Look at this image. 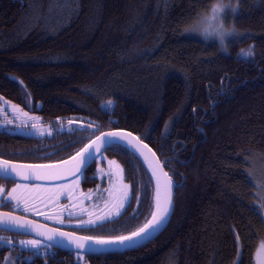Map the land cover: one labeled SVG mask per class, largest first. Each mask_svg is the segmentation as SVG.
I'll return each instance as SVG.
<instances>
[{
  "label": "trees",
  "instance_id": "16d2710c",
  "mask_svg": "<svg viewBox=\"0 0 264 264\" xmlns=\"http://www.w3.org/2000/svg\"><path fill=\"white\" fill-rule=\"evenodd\" d=\"M209 2L0 0V157L69 156L68 145L60 148L65 124L81 119L94 122L95 135L112 128L135 133L168 161L165 169L180 184L168 224L138 248L78 257L54 247V256H32L11 237L16 246L4 247L0 261L9 249L14 264H256L264 219L251 171L258 159L264 162V4L241 0L239 14L228 17L238 34L225 56L214 42L204 46L185 31ZM249 45L253 58L236 55ZM25 113L29 124L43 126L44 135L36 134L43 150L30 145L36 132L26 136L19 128L14 114L23 119ZM108 152L138 195L150 178L144 166L119 146ZM87 181L84 186L96 187ZM152 199L153 184L138 220L129 221L138 207L132 199L115 224L81 233L134 231L149 218Z\"/></svg>",
  "mask_w": 264,
  "mask_h": 264
},
{
  "label": "snow or ice",
  "instance_id": "6c2138e0",
  "mask_svg": "<svg viewBox=\"0 0 264 264\" xmlns=\"http://www.w3.org/2000/svg\"><path fill=\"white\" fill-rule=\"evenodd\" d=\"M108 106L109 108L112 107L111 102H109ZM24 115L27 116L28 114L25 113ZM93 123L89 121L87 126L81 125L78 128L70 127L68 129L69 132H89L90 137H95L94 139H90L89 143L84 144L69 160H61L59 163L22 165H10L9 161L0 160V179L15 180L19 177L22 181L32 182L40 181L45 177H52L57 181H62V183H55L48 188L37 183H17L16 187L7 194V197L0 194V208L8 207L11 209L8 212H0V230L24 234L34 233L37 237L43 238V241L34 238L18 242L20 247L31 249L32 256H54L52 249L55 246L65 248L74 245L78 257L81 254L108 251L113 247L127 249L142 246L144 242L150 241L153 235L161 229L171 214L172 194L174 189L179 185L163 170L161 162L156 160L154 165L153 161L148 158L143 149H147L153 158L156 156V153L152 152V149L148 148L147 144H143L141 138L133 136L131 132L108 131L101 132L100 135H95V131L99 129L91 130ZM110 123L113 122L110 121ZM32 128L39 135H44L42 129L36 128V123L32 124ZM61 131L64 130L61 129ZM165 132L167 133V128ZM48 135H52V132H48ZM114 146H119L126 154L132 153L135 155L139 153L140 157H144V162L151 171V177L148 183L141 184L139 194L133 195V189L128 184L122 182V173L113 168L115 162L109 161L107 173H104L103 169L99 170L102 175L106 174L108 176L110 188L105 191L108 192L109 199H105L103 191L98 186L95 193L97 203H94L92 207L94 209L98 208V202L104 200L105 208L101 209L97 215L84 206L86 200L93 199V193H81L79 199H77L74 195L73 185H78V182L84 178V172L92 162L99 161L103 163L105 159L103 153L113 149ZM47 158L45 157V159ZM167 163L168 161L163 162L164 165H167ZM69 177H71V180ZM151 181L155 182V187L153 188L150 218H146L142 226L127 235H118L108 239L91 236L80 237L75 236L72 231H61L59 228H49L47 224L28 219L26 216L11 214L14 211H22L25 214L31 213L33 216L43 217L45 221H52L59 225L65 223V220L62 218L64 213L67 214L68 218L82 217L86 214L89 219H79L75 224V228L94 230L95 228H103L108 223L115 224L131 206L132 199H135L138 207L133 210V215L129 217V221L138 220L141 215L139 205L143 199L147 198V193L152 188ZM37 190L51 191L52 197H49V199L54 198L57 202H59L61 197H65L69 201L70 208L69 205L61 206L60 214L58 215H50L46 211H39L34 203L35 197L31 195L33 191ZM261 200L264 201V195H261ZM77 207L79 211H76ZM261 209L264 210V203L261 204ZM262 223H264V220H262ZM236 241L239 246V236L236 237ZM5 245L15 247L12 241H8L5 237L0 236V247ZM240 255L241 252L238 247V259ZM32 256L26 259L31 260ZM257 264H264V243L260 245L257 251Z\"/></svg>",
  "mask_w": 264,
  "mask_h": 264
},
{
  "label": "rangeland",
  "instance_id": "374dc122",
  "mask_svg": "<svg viewBox=\"0 0 264 264\" xmlns=\"http://www.w3.org/2000/svg\"><path fill=\"white\" fill-rule=\"evenodd\" d=\"M228 17H230L229 18L230 20L232 18H234L230 14H227V19H228ZM14 115L16 117H18L16 121L18 122L19 128H21V129L26 127L25 126L26 124L32 123L31 116H25L23 119H21V117H20L21 115H18V114H14ZM37 122H39V119H37ZM23 124H24V126H23ZM26 129H27V127H26ZM24 130L25 129H23V131ZM30 132H36V131L32 128V130L28 131V133H30ZM105 161L106 162H104V164L99 163L97 165V176L100 177V180H99V182L96 183V187L95 188L83 189L82 188L83 182H81V180L78 182V185H73V187H74V195L77 197V199H79L81 193H84V194H88L89 192L93 193V199L92 200H86L85 203H84V206L87 207L89 209V211H93L97 215L99 214L101 209L105 208V203H104V200H100L98 202L99 203V207L98 208L94 209L92 207V205L94 203H97L96 198H95L96 190H97V188L99 186V188L103 191V195H104L105 199H109L108 192L105 191V190L110 188L108 176L106 174L102 175V173L99 171L100 169H103V172L107 173L108 172V168H109V163L108 162L109 161H114L115 164L113 165V168L115 170L120 171L122 173V182L124 184H128L129 185V183L124 180L123 167H122V164L120 163V161L118 159H116V158L106 159ZM251 174H252L251 175V179H252L253 183L256 186V193H257V196H258V199H259V204H260L259 211H260V213H261V215L263 216V219H264V210L261 209V204L264 203V201L261 200V195H264V162L263 161H259V159H258L257 163L254 165V167H252ZM101 180H104V183H101ZM17 183H25V182H14V183H11L10 185L1 184L0 185V194H3L5 197H7V194L9 192H11L16 187ZM37 184H40V183H37ZM41 185H43L45 188H48V187H50L53 184H41ZM31 195L35 197L34 203L36 204L37 209L39 211H46L50 215H52V214H57V215L60 214L61 206L69 205V201L65 197H61L59 202L55 201L54 198L53 199H49V197H52V192L51 191L37 190V191H33ZM69 208H70V205H69ZM76 211H79L78 207H77ZM27 214L32 215L31 213H27ZM36 217L41 218L42 220H44L43 217H40V216H36ZM62 218L65 220V223L63 225H59V224H56V225H59L61 227L70 228V229H72L74 231H79V232H84L83 229L87 230L86 228H83V229L75 228V224L78 222L79 219H84V220L89 219V217L86 214L84 216H82V217L68 218L67 214L64 213ZM93 218H94V216H93ZM48 222L54 224V222H52V221H48ZM30 239H34V238L28 236V237L22 238L21 240H30ZM259 247L257 248V251H258ZM11 259H12L11 255L5 256V258L3 260V264H14ZM256 261H257V252H256ZM256 264H257V262H256Z\"/></svg>",
  "mask_w": 264,
  "mask_h": 264
},
{
  "label": "clouds",
  "instance_id": "9594fccd",
  "mask_svg": "<svg viewBox=\"0 0 264 264\" xmlns=\"http://www.w3.org/2000/svg\"><path fill=\"white\" fill-rule=\"evenodd\" d=\"M257 5L264 0H255ZM241 10V0H210L209 6L188 22L185 31L196 36L202 45L215 43L216 48L225 56L232 55L230 41L238 34L234 22H228L227 14L235 17ZM237 56L244 59L254 57V48L249 45L238 49Z\"/></svg>",
  "mask_w": 264,
  "mask_h": 264
},
{
  "label": "flooded vegetation",
  "instance_id": "af4514ba",
  "mask_svg": "<svg viewBox=\"0 0 264 264\" xmlns=\"http://www.w3.org/2000/svg\"><path fill=\"white\" fill-rule=\"evenodd\" d=\"M68 122H69V123H68ZM70 122H71V123H70ZM81 125H85V126H87V123H86V122H83V120H81V119H73V120H69V121H67V123L65 124V126H66V132H67L68 135H66L67 137L64 138V140H63V144H64V145H61L60 148H61V150H63V149L65 148V146L68 145V152H70L69 156H70L72 153H74V151L78 150V149L80 148V146L82 145V143H84V142L90 137V136H89V132H80V131L69 132V131H68V129H69L70 127H71V128H78V127H80ZM25 126H26V127L29 126L28 128H30V129H29V130L27 129L28 131L32 130V128H31L32 124H26ZM36 128H37V129H42V130H44V129H43V126L40 125V124H37V125H36ZM23 129H24V128H23ZM23 129H22V131H23ZM57 129H59V128H57ZM63 129H65V128H63ZM24 132L27 133V134H25V133H23V132H22V134H23V135H26V136L32 134V133H28L26 130H24ZM36 134H38V133H34L33 135H31L32 138H34V139H33V142H32L30 145L32 146V144H33V146H36V144H38V145H40V146H39V148H40L39 150H43V149H44V148H43L44 146L42 145V140L39 139V137L36 136ZM36 137H37V141H36ZM67 140H68V142H67ZM54 142H55V141H53V143H54ZM54 152H55V151H54ZM108 153H109L108 151H105V152L103 153L105 159H104V161H103L102 164H104V162H106V161H105L106 159L116 158L115 156H110ZM111 153H112V152H111ZM43 154H48V155H49V154H53V153H52V151H42L41 155H43ZM61 155H62V153H61ZM66 157H67V156H66ZM64 158H65V157H64ZM61 159H63V158H61ZM61 159H58V160H61ZM116 159H117V158H116ZM53 161H57V160H53ZM43 162H46V161H43ZM99 163H100L99 161L92 162L90 165L93 164L94 167H93V169L91 170V172L88 173V174H86V173H87L86 170H87V168H88L89 166L86 168V170H85V172H84V178L81 180V182H83L84 184H85V183L88 184V181H87V180H90V179H93V180L99 182L100 177L97 176V165H98ZM2 180H3V181H0V185H1V184H4V185H10L11 183H14V181L12 182L11 180H5V179H2ZM101 183H104V180H101ZM84 184H83V186H82L83 189H88V188H90V187L84 186ZM4 208H8V207H3V208H0V209H1V210L11 211L10 208H8V209H4ZM14 212H17V213L23 214V215H25V216H28V217H31V218L37 219V220H39V221H42V222L48 223V224H50V225H53V226H56V227H59V228H62V229H66V230L74 231V230H72V229H70V228L61 227V226H59V225H56L55 223H54V224L49 223L48 221L42 220L41 218H38V217H36V216H32V215H29V214H25V213H23L22 211H14ZM2 231H3V230H0V236L5 237V239L8 240V241H12V240H11V237H13V238L16 239V240H20V239H22V238H20V237H18V236L9 235V234H8L9 232H7V231H4V232H6V233H4V232H2ZM75 232L81 233V232H79V231H75ZM12 242H13V241H12ZM13 243L16 244L15 242H13ZM15 246H16V245H15ZM4 247H7V248H13V247H9L8 245H5V246H3V247H0V252L3 251V248H4ZM7 251L10 252L9 249H8ZM7 251H6V252H7ZM8 252L5 253V256L9 255ZM5 256H4V258H5ZM4 258L2 259V261H0V264H3V260H4Z\"/></svg>",
  "mask_w": 264,
  "mask_h": 264
},
{
  "label": "water",
  "instance_id": "95a60500",
  "mask_svg": "<svg viewBox=\"0 0 264 264\" xmlns=\"http://www.w3.org/2000/svg\"><path fill=\"white\" fill-rule=\"evenodd\" d=\"M108 131H121V132H125V133H127V132H131V131H129V130L122 129V128L106 129V130H103V131H101V132H108ZM101 132H99V133L96 134V135H100ZM131 133H132L133 136H135V137H139V136L136 135L135 133H133V132H131ZM94 138H95V137L93 136L91 139H94ZM139 138H140V137H139ZM89 140H90V139H89ZM89 140H88L86 143H89ZM141 140H142V139H141ZM86 143H85V144H86ZM142 143H143V144H147V145H148V148L152 149V152L156 153L155 150H154V149H153L148 143H146L144 140H142ZM82 147H83V146H81L80 148H82ZM80 148H79V149H80ZM79 149H78V150H79ZM78 150H76V151H75L74 153H72L70 156H67V157H65V158H63V159H61V160H69L70 157L73 156V155H75V153H76ZM133 151H135V150H133ZM143 151H144L145 154L148 156V158L151 159V160L153 161V164H154V165H155V161H156V160H159V161L161 162V166L163 167V170H164L165 172H167V170H166L165 167H164L163 161L160 160V158L158 157L157 154H156V156L153 158L152 155H151V153H149V152L147 151V149H143ZM135 155L137 156V158L139 159V161L141 162V164L144 166V168L146 169L147 173H148L149 176L151 177V171L148 169V165L144 162V157H140V156H139V153H136ZM0 160H7V161H9L10 165H12V164H15V165H22V164H39V163H59V162L61 161V160H57V161H47V162H25V161L22 162V161H17V160H9V159L2 158V157H0ZM167 173H168V172H167ZM168 174H169V173H168ZM169 177L172 179V177H171L170 175H169ZM69 179L71 180V177H69ZM5 180H11V181H14V182H25V183H40V184H55V183H62V181H57V180H55V179L52 178V177H45L44 179H42V180H40V181H32V182L22 181L19 177H17L15 180H12V179H5ZM172 180H173V179H172ZM173 181H174V180H173ZM152 184H153V188H154V187H155V182L152 181ZM177 185L180 186V184H177ZM174 195H175V189H174L173 194H172V211H173V207H174ZM172 211H171V214H172ZM0 212H8V211H7V210H1V209H0ZM11 214H12V215H17V216H25V215L20 214V213H17V212H12ZM171 214H170L168 220L165 222V224L161 227V229H160L158 232H156L150 240H152L154 237H156V236H157V235H158V234H159V233H160V232L166 227V225L168 224V222H169V220H170ZM26 218H28V219H32V220L37 221V222L42 223V224H47V226H48L49 228H59V227H56V226L50 225V224H48V223H45V222L39 221V220H37V219L31 218V217H28V216H26ZM149 218H150V216H149ZM59 229H60L61 231H70V230H66V229H62V228H59ZM7 232L13 233V232H11V231H7ZM72 232L74 233L75 236H80V237H83V236H91V237L105 238V239L113 238V237H104V236H93V235H89V234L78 233V232H75V231H72ZM129 233H130V232H129ZM129 233H126V234H123V235H127V234H129ZM16 234H22V235L29 236V237H32V238L41 239V240L43 241V238H42V237H37L34 233H31V234L16 233ZM114 237H115V236H114ZM147 242H149V241L144 242V244L147 243ZM144 244H143V245H144ZM138 247H140V246H136V247H134V248H127V249H125V248L113 247V248H111V249L108 250V251H104V252H100V253H92V254L120 253V252L128 251V250H131V249H135V248H138ZM55 248L63 249V250H67V251H72V252H77V251L75 250L74 245H71V246H69V247H65V248H61V247H59V246H55Z\"/></svg>",
  "mask_w": 264,
  "mask_h": 264
}]
</instances>
